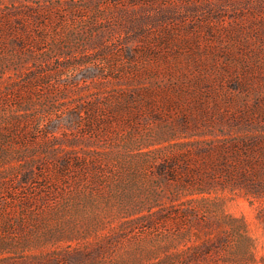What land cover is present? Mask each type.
I'll return each mask as SVG.
<instances>
[{
	"label": "rangeland",
	"instance_id": "1",
	"mask_svg": "<svg viewBox=\"0 0 264 264\" xmlns=\"http://www.w3.org/2000/svg\"><path fill=\"white\" fill-rule=\"evenodd\" d=\"M77 1L29 27L46 37L41 52L69 50L45 70L87 60L79 73L29 86L42 53H0V264H156L208 246L200 264H264V0ZM21 2L0 0V13ZM86 76L93 92L136 85L145 99L117 120L108 111L102 133L67 134L93 157L80 182L61 171V134L6 132L19 105L50 108L48 128L70 118L94 98Z\"/></svg>",
	"mask_w": 264,
	"mask_h": 264
},
{
	"label": "trees",
	"instance_id": "2",
	"mask_svg": "<svg viewBox=\"0 0 264 264\" xmlns=\"http://www.w3.org/2000/svg\"><path fill=\"white\" fill-rule=\"evenodd\" d=\"M89 1L90 3H92L91 0ZM77 7V0H24V2H21L20 5L16 7V10L14 12H1L0 53L3 52L8 55H13L20 60L28 58L29 60L38 59L37 54L41 52L40 45L45 41L46 37L44 36V34L39 35L35 33V31H33V28L29 26L49 24V22H53L57 17L61 18V12H72ZM31 34L34 37V40H31ZM92 35V31H87L84 38L77 39L81 47L91 41ZM63 49V47L55 44L48 52H41L42 54L40 55H42V63L39 67L34 68L38 69V72H28L24 77V80L26 81L25 83L29 86L35 85L39 86L40 88H49V86L54 88L51 81L54 80V82H57L59 81V79L62 80L63 71L72 68L73 70H75V72L79 73V69L81 67L88 65L87 60L80 59L75 62L58 60V69H49L48 71L45 70V65L49 63V61L56 54L57 56H59L58 59L61 55L68 54L64 51L69 50ZM53 53L55 54L54 56ZM62 57L63 56H61V58ZM123 75L127 76L128 73L124 72ZM103 79L106 78H102L101 82L104 81L106 83V80ZM92 81L93 80L91 77H85L84 82L88 87V92H91L89 97H92L93 93L94 98H90V100H87L83 104H80L78 110L73 111L69 116L70 118H68V116L61 117V120L58 121L55 126H51V128H48V125L45 122V118L51 114L52 111L50 108L43 107L39 108L38 110L36 109V112L38 113L35 114L30 106H28L31 103L26 104L25 106L19 105L18 107L16 106V108L14 107L15 109L13 111V114L10 117V126L6 132L7 134H19L20 132L26 130L30 133L40 131L43 134L52 135L55 138L57 137L55 136V134H61L62 138L64 137L68 140L66 142H63L61 140L60 143L58 140H55L57 144L60 145L59 150H61L63 153L62 155H64L63 157L61 156L60 158H58V161L61 164V171L65 172L66 170L70 169L75 170L79 174H82V179H77L80 180V182L87 181L84 180V178L88 177L94 170H92V168L94 167V163L92 160L93 157L89 156L88 152L85 149H82L81 151L76 150L75 147H77V145H80L78 144L79 138H74V140L71 141L69 140L67 134H73L72 131L76 125H78L82 130V138L86 137L89 134L95 135V133H102L104 130L106 131V128H108L106 125V120L109 117L106 114L108 111L110 112L109 114H111V119L117 120V118H120V116L124 112H129V114H132V112L130 111L133 108L136 109L142 99H145L144 94L141 93V89L136 85L134 91L131 92L132 94H127L123 90H119L111 94L102 92L98 88H96L94 92L91 91L93 87ZM80 86V83H75L72 88H75L77 92H79V90L82 89ZM82 96L85 97V94H82ZM160 140L161 139L159 138L157 141ZM71 156H73V158ZM184 188H186L190 192L191 190H193V188H190L189 186ZM193 191H195L193 193L196 194L207 193V190H204L202 188H197ZM209 250L212 251L210 246H208L205 250H202V248L199 247L187 248L185 250L166 256L163 260L156 264H200V262L204 260V255L210 253ZM36 259L38 261L36 263L38 264H56L59 262V258L54 257V255L40 256L36 257ZM76 259L79 260V258ZM223 263L232 264L234 262H231L230 260H223Z\"/></svg>",
	"mask_w": 264,
	"mask_h": 264
}]
</instances>
